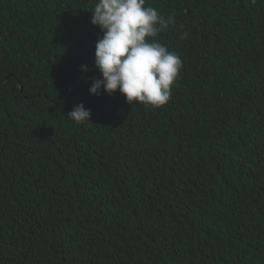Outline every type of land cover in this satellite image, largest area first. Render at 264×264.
Segmentation results:
<instances>
[{"label": "trees", "instance_id": "1", "mask_svg": "<svg viewBox=\"0 0 264 264\" xmlns=\"http://www.w3.org/2000/svg\"><path fill=\"white\" fill-rule=\"evenodd\" d=\"M96 2L0 0V264H264V0H146L160 108L90 93Z\"/></svg>", "mask_w": 264, "mask_h": 264}, {"label": "clouds", "instance_id": "2", "mask_svg": "<svg viewBox=\"0 0 264 264\" xmlns=\"http://www.w3.org/2000/svg\"><path fill=\"white\" fill-rule=\"evenodd\" d=\"M91 11V23L103 35L95 46V67L102 79L93 81L90 93L112 96L119 92L131 105H166L183 64L175 51L156 38L175 26V17H165L146 6V0H97ZM187 35L184 32L181 39ZM82 68L88 71L86 66ZM68 116L77 124L93 123L91 110L83 103L74 106Z\"/></svg>", "mask_w": 264, "mask_h": 264}]
</instances>
